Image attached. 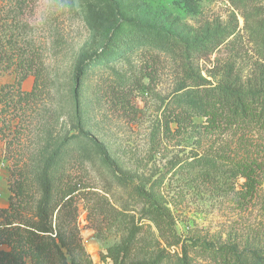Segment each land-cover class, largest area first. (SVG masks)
Listing matches in <instances>:
<instances>
[{"label": "rangeland", "instance_id": "rangeland-1", "mask_svg": "<svg viewBox=\"0 0 264 264\" xmlns=\"http://www.w3.org/2000/svg\"><path fill=\"white\" fill-rule=\"evenodd\" d=\"M0 4L23 8L29 53L43 65L40 83L47 87L36 106L39 115L34 114L33 131L25 147L15 149L16 158L26 160L28 154L37 153L47 109L67 106L74 111L78 106L77 118L70 122L64 115L55 131L63 133L78 124L106 147L117 164L112 171L98 154L86 164L94 188L88 204L79 203L78 228L95 264H113L103 257L121 242L125 225L141 227L139 235L148 242L158 238L144 202L119 183L120 173L138 184L144 182L160 197L183 240L264 246L261 136L248 132L241 143L230 132L205 133V118L200 116L194 117L196 128L177 131L174 126L167 134L162 114L180 94L223 86L236 78L245 91L264 92V0H0ZM127 32L137 33L139 39L121 44L125 56L88 66L75 84L77 63L101 53L110 35ZM216 34L223 44L208 53L200 51V42ZM14 82V73L0 70V87ZM35 82L30 75L22 90L30 92ZM0 149L8 175L0 208H8L14 179L12 159L6 158L11 151L1 136ZM219 155H225L229 164ZM242 158L257 168L249 197L243 195L246 179L231 168ZM208 160L218 167L211 169ZM171 252L182 256L180 248ZM199 255L191 253L195 264L209 263ZM176 260L175 255L163 264Z\"/></svg>", "mask_w": 264, "mask_h": 264}, {"label": "trees", "instance_id": "trees-1", "mask_svg": "<svg viewBox=\"0 0 264 264\" xmlns=\"http://www.w3.org/2000/svg\"><path fill=\"white\" fill-rule=\"evenodd\" d=\"M22 11L23 8L11 9L0 4V70L15 74L13 84L0 87V136L11 151L6 158L12 159L14 179L10 185L9 207L0 208V264H95L83 245L78 228L79 203L88 204L94 188L89 183L86 164L95 154L100 155L103 165L112 171H116L117 164L106 147L78 124L63 133L55 131L64 115L70 122L77 118L78 106L74 111L67 106L47 109L42 117L41 135L36 141L37 153L28 154L26 160L23 156L16 158L15 149L25 147L27 136L33 131V121L39 115L37 103L47 90L40 83L43 65L29 53L27 23L21 18ZM115 35L107 38L101 53L84 56L77 63L75 84H79L88 66L124 57L126 49H122L121 44L139 39L137 33ZM222 44L223 40L216 34L202 40L198 48L208 53ZM104 52L108 58L102 57ZM30 75L36 77L35 86L25 92L22 87ZM144 86L141 83L140 87ZM162 114L167 134L174 126L177 131L196 128L194 117L200 116L205 118V133L230 132L243 143L245 135L252 132L259 134L264 142V92L245 91L237 78L223 86L180 94L166 105ZM219 159L229 164L225 155H219ZM248 160L242 158L231 163L232 171L247 181L245 197L254 192L257 170ZM206 165L211 169L218 167L209 160ZM76 168L79 172L74 174L72 171ZM117 179L122 186L132 188L144 202L158 238L148 242L139 235L141 227L125 225L121 242L109 248L104 260L110 259L113 264H163L176 255L174 264H195L191 253L197 252L209 261L207 264H264V246L241 248L230 242L215 245L194 238L183 240L170 209L144 182L138 184L125 173H120ZM86 208L91 214L94 212ZM173 247L180 248L181 257L172 254Z\"/></svg>", "mask_w": 264, "mask_h": 264}, {"label": "crops", "instance_id": "crops-1", "mask_svg": "<svg viewBox=\"0 0 264 264\" xmlns=\"http://www.w3.org/2000/svg\"><path fill=\"white\" fill-rule=\"evenodd\" d=\"M8 183V175L7 173L5 172V160L3 159V156H2V151L0 149V196L2 195H6V184ZM5 186L4 187H1V186Z\"/></svg>", "mask_w": 264, "mask_h": 264}]
</instances>
